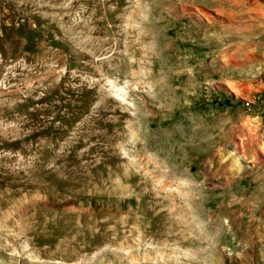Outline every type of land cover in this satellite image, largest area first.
<instances>
[{
	"label": "rangeland",
	"instance_id": "374dc122",
	"mask_svg": "<svg viewBox=\"0 0 264 264\" xmlns=\"http://www.w3.org/2000/svg\"><path fill=\"white\" fill-rule=\"evenodd\" d=\"M0 264H264V0H0Z\"/></svg>",
	"mask_w": 264,
	"mask_h": 264
},
{
	"label": "bare ground",
	"instance_id": "6f19581e",
	"mask_svg": "<svg viewBox=\"0 0 264 264\" xmlns=\"http://www.w3.org/2000/svg\"><path fill=\"white\" fill-rule=\"evenodd\" d=\"M257 138H258V140H259V143L261 144V137L258 136ZM237 169H239V168H237ZM230 170H231V171H235L234 168H230ZM262 176H263V173H257V174L253 177V181H255L256 179H257V180H260V179L262 178ZM256 190H259V188H256ZM138 202H139V204H140V206H141V210H142V211H149V210H152V209L156 208V206L149 207V206H148V203H147V201H146V199H145L144 196L141 197V198L139 199ZM255 203H256V202H254V204H255Z\"/></svg>",
	"mask_w": 264,
	"mask_h": 264
}]
</instances>
